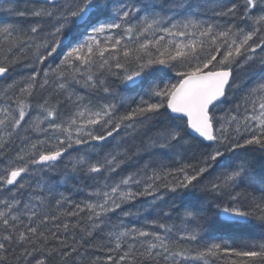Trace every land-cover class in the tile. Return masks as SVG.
Instances as JSON below:
<instances>
[{
  "label": "snow or ice",
  "instance_id": "obj_1",
  "mask_svg": "<svg viewBox=\"0 0 264 264\" xmlns=\"http://www.w3.org/2000/svg\"><path fill=\"white\" fill-rule=\"evenodd\" d=\"M209 212L264 228V0H0V264H264Z\"/></svg>",
  "mask_w": 264,
  "mask_h": 264
},
{
  "label": "trees",
  "instance_id": "obj_2",
  "mask_svg": "<svg viewBox=\"0 0 264 264\" xmlns=\"http://www.w3.org/2000/svg\"><path fill=\"white\" fill-rule=\"evenodd\" d=\"M19 3H23L24 0H18ZM210 3L211 0H208ZM31 21H23V23L27 24L30 23ZM251 69H245L240 71L237 75L239 77L238 83L244 80L245 78V73L250 72ZM25 69L23 66L18 65L16 70L14 71L13 75H21L24 74ZM116 86L118 90L123 94L127 96H132L135 95L134 91L131 89H126L123 86L119 85V82H116ZM242 90V89H241ZM240 90L237 91L236 95L239 96ZM231 103V102H230ZM229 104H226L225 106H230ZM144 159H147L145 156ZM142 162V161H141ZM76 182L73 181V184ZM81 189H87L88 188V182L84 181L81 184L77 185ZM72 185L68 186H62L58 189L60 192H64L65 195H72L74 199L81 200V199H86L87 198V192L86 191H80L78 193L70 192L69 189H71ZM148 199H151L149 197ZM177 206H179L180 201L177 200ZM139 202L135 203V207L131 206V210L135 212L137 208H139ZM125 210H128L127 208ZM209 219L205 225L206 229L208 230L207 235L208 236H224L227 239H229L231 242L236 243L244 239H255L259 238L262 234L264 235V228H261L259 225H242V226H228V227H221V222H222V217H217L215 216L214 213L209 212ZM139 218L133 216V217H127L125 218L126 223H135ZM142 223V221H141ZM139 226V225H138Z\"/></svg>",
  "mask_w": 264,
  "mask_h": 264
},
{
  "label": "bare ground",
  "instance_id": "obj_3",
  "mask_svg": "<svg viewBox=\"0 0 264 264\" xmlns=\"http://www.w3.org/2000/svg\"><path fill=\"white\" fill-rule=\"evenodd\" d=\"M139 204H140V202H139ZM140 206V205H139ZM135 207V206H134ZM135 209H136V207H135ZM138 209V208H137ZM263 235V234H262Z\"/></svg>",
  "mask_w": 264,
  "mask_h": 264
}]
</instances>
